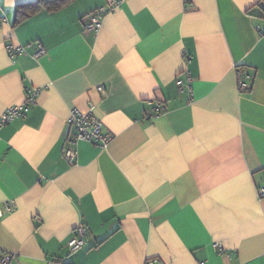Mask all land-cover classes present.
Listing matches in <instances>:
<instances>
[{
	"label": "crops",
	"instance_id": "0c3cea01",
	"mask_svg": "<svg viewBox=\"0 0 264 264\" xmlns=\"http://www.w3.org/2000/svg\"><path fill=\"white\" fill-rule=\"evenodd\" d=\"M32 1L0 0V121L39 88L0 125V202H15L0 252L12 264H264V0H124L98 30L84 24L108 0L19 19ZM10 45L26 50L12 58ZM73 108L113 138L81 141L70 163Z\"/></svg>",
	"mask_w": 264,
	"mask_h": 264
},
{
	"label": "built area",
	"instance_id": "2783aa9c",
	"mask_svg": "<svg viewBox=\"0 0 264 264\" xmlns=\"http://www.w3.org/2000/svg\"><path fill=\"white\" fill-rule=\"evenodd\" d=\"M124 0H108L106 5L100 6L88 14L89 22L84 24L85 30H98L102 25L105 14L111 10L116 9ZM7 22V19L0 15V26ZM264 36V32L261 33ZM26 48L22 45H10L8 47V53L13 58L17 54L25 52ZM45 53L43 45L39 44L38 50L35 52V56H40ZM244 77H250V75H244L241 70L238 71V83L240 88H246ZM181 85L182 81H178ZM100 92L105 91V86L100 85L97 88ZM39 94V88H29L27 90L26 100L23 104L18 106H12L5 110L1 124L11 122L17 117H20L27 112L31 104L35 103L36 98ZM166 107L161 102H157L156 110L158 112L165 111ZM73 130L69 134L67 145L63 149V157L70 163H74L77 156V146L81 141L91 142L96 144L100 148H105L113 138L111 132L103 131V122L93 113H84L78 108H73L69 120ZM258 195L260 198H264V186L258 188ZM15 208V202L8 200L0 202V213L2 211L11 212ZM88 234L87 228L84 224H80L75 228L74 236L68 242L69 249L71 252L79 250L86 241ZM216 247H220V243H215ZM17 254L12 252H0V264H12L16 260ZM156 260L152 259L149 264H155ZM203 264V262H200Z\"/></svg>",
	"mask_w": 264,
	"mask_h": 264
},
{
	"label": "trees",
	"instance_id": "16d2710c",
	"mask_svg": "<svg viewBox=\"0 0 264 264\" xmlns=\"http://www.w3.org/2000/svg\"><path fill=\"white\" fill-rule=\"evenodd\" d=\"M73 0H35L28 3L20 4L17 8L19 19L28 17L30 14H34L39 11L55 12L64 8Z\"/></svg>",
	"mask_w": 264,
	"mask_h": 264
}]
</instances>
